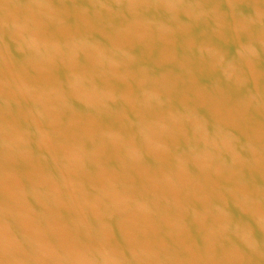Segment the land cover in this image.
Instances as JSON below:
<instances>
[{
  "label": "water",
  "instance_id": "95a60500",
  "mask_svg": "<svg viewBox=\"0 0 264 264\" xmlns=\"http://www.w3.org/2000/svg\"><path fill=\"white\" fill-rule=\"evenodd\" d=\"M0 264H264V0H0Z\"/></svg>",
  "mask_w": 264,
  "mask_h": 264
}]
</instances>
